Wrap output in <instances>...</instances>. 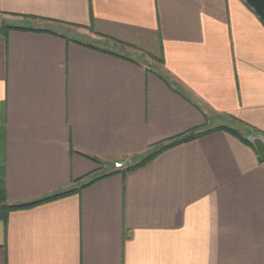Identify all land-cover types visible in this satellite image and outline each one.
Listing matches in <instances>:
<instances>
[{
	"label": "crops",
	"instance_id": "0c3cea01",
	"mask_svg": "<svg viewBox=\"0 0 264 264\" xmlns=\"http://www.w3.org/2000/svg\"><path fill=\"white\" fill-rule=\"evenodd\" d=\"M1 22L6 200L75 191L0 220V264H264V160L214 130L264 140L244 0H0Z\"/></svg>",
	"mask_w": 264,
	"mask_h": 264
},
{
	"label": "trees",
	"instance_id": "16d2710c",
	"mask_svg": "<svg viewBox=\"0 0 264 264\" xmlns=\"http://www.w3.org/2000/svg\"><path fill=\"white\" fill-rule=\"evenodd\" d=\"M11 29H14V28L6 25V23H3V22L0 23V31H1V33H2L3 36H6L7 32L9 30H11ZM86 47L92 48L89 45H86ZM2 120H3V118H2ZM235 123L238 124V126H236L237 129H231L229 127L221 126V127H218V128H216L214 130L215 131H226V132L231 133L234 136H239L240 138H242L244 140V142H246L247 144L251 145L250 143H248L241 136L242 135V132H243V128H245L246 126L244 124L240 123V122H236L235 121ZM198 135L199 134H195L194 132H189V133H187L185 135H182L180 137H177L175 139L170 140L166 144H160L153 153L149 154L148 156H146L145 158H143L138 163H136L134 165L127 166L125 168V170L135 169L136 167H139V166L143 165L144 163H146L149 159H151L158 152H160V151H162L164 149H167L168 147L175 146V145L180 144V143H183V142H187V141H189V140L197 137ZM3 147H4V123L2 122V124H0V220H4L5 221L6 218H7L8 213L11 212V211L28 208V207H32V206H35V205H39L41 203H45V202L54 200L56 198L66 196L69 193L75 191V189L66 190L64 192H60V193H57V194H53V195L48 196V197H46L44 199H41V200H38V201H35V202H31V203H27V204H13V205L12 204H9L7 202V200H6L5 185H4V180H3V177H4V168H3V155H4L3 153H4V148ZM90 159L93 160L94 162H97L98 161L95 158H90ZM89 184H90V182L88 183V185ZM83 187H85V185H83Z\"/></svg>",
	"mask_w": 264,
	"mask_h": 264
},
{
	"label": "water",
	"instance_id": "95a60500",
	"mask_svg": "<svg viewBox=\"0 0 264 264\" xmlns=\"http://www.w3.org/2000/svg\"><path fill=\"white\" fill-rule=\"evenodd\" d=\"M244 2L254 11L258 18L264 23V0H244ZM244 139L250 143L256 150L260 160H264V140L262 137L256 135L251 130L244 129ZM128 162L120 166L127 165Z\"/></svg>",
	"mask_w": 264,
	"mask_h": 264
}]
</instances>
